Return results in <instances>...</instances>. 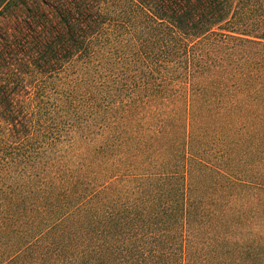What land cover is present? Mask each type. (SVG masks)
I'll use <instances>...</instances> for the list:
<instances>
[{
  "label": "trees",
  "instance_id": "1",
  "mask_svg": "<svg viewBox=\"0 0 264 264\" xmlns=\"http://www.w3.org/2000/svg\"><path fill=\"white\" fill-rule=\"evenodd\" d=\"M0 264H264V0H0Z\"/></svg>",
  "mask_w": 264,
  "mask_h": 264
}]
</instances>
